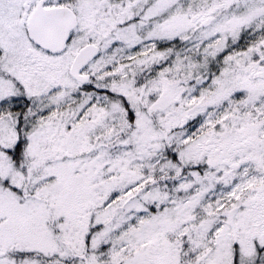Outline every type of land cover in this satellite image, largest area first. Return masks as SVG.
I'll return each mask as SVG.
<instances>
[{"label": "snow or ice", "instance_id": "6c2138e0", "mask_svg": "<svg viewBox=\"0 0 264 264\" xmlns=\"http://www.w3.org/2000/svg\"><path fill=\"white\" fill-rule=\"evenodd\" d=\"M0 264H264V0H0Z\"/></svg>", "mask_w": 264, "mask_h": 264}]
</instances>
